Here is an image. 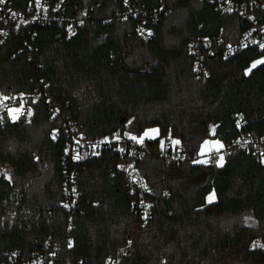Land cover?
Listing matches in <instances>:
<instances>
[{
  "label": "trees",
  "instance_id": "1",
  "mask_svg": "<svg viewBox=\"0 0 264 264\" xmlns=\"http://www.w3.org/2000/svg\"><path fill=\"white\" fill-rule=\"evenodd\" d=\"M169 2L172 12L147 41L135 32L137 17H115L119 0H98L92 18L71 36L44 25L34 36L27 29L12 33L0 47V92L40 90L44 96L17 119L0 123V161L15 168L0 178V264H20L9 261L8 250L26 259L37 248L48 254L52 248H41L44 243L60 245L55 264H108L128 240L124 264H264V246L251 247L256 238L264 243V160L236 149L221 164L192 161L210 137V123H218L214 137L224 143L237 136V111L248 129L264 134V63L248 71L261 52L249 47L230 57L208 55L209 76L199 79L189 41L219 32L224 41H235L244 23L203 0ZM145 64L150 72L141 70ZM45 98L81 120L91 138L115 131L138 136L157 125L160 136L171 132L180 139L183 163L163 160L160 136L137 161L150 187L149 222L131 206L117 169L120 157L104 150L77 165L84 212L74 214L68 231L69 215L59 205L64 138L51 135L58 122L50 120ZM211 191L216 200L208 202ZM95 197L103 203L94 205Z\"/></svg>",
  "mask_w": 264,
  "mask_h": 264
},
{
  "label": "built area",
  "instance_id": "2",
  "mask_svg": "<svg viewBox=\"0 0 264 264\" xmlns=\"http://www.w3.org/2000/svg\"><path fill=\"white\" fill-rule=\"evenodd\" d=\"M14 0H4L0 4V47L6 43L12 33H18L27 29L31 36L36 33L38 26L58 25L66 29L67 36L76 33L78 28L92 18L93 7L98 0H92V4L84 6V0H30L25 6L14 5ZM122 8L117 10L115 17L121 20L129 17H137L135 32L144 41L152 38L155 27L162 18L170 14L173 7L170 0H158L152 5L135 2L133 0H119ZM212 4L217 10L234 14L244 23L240 36L235 41H224L221 32L211 35H199L191 39L187 45L188 52L193 58L195 75L206 81L209 76V68L206 64L208 55L220 54L230 57L244 48H255L264 51V0H203ZM84 6V7H83ZM113 16L105 17V21L112 20ZM142 71H151L145 64ZM8 97L7 100H2ZM44 96L40 90L33 92H14L5 94L0 92V123L8 116V108L24 110L33 102L42 100ZM49 108L50 120L58 124L52 129L53 138L63 136V196L59 205L68 213V231L73 226V216L78 212H84L82 194L77 183V165L99 154L104 150H112L120 157L117 169L125 179L127 192L131 196V206L138 213L143 223L149 222L154 215L153 203L149 197L150 187L145 176L137 166V161L152 151L151 139H143L138 142V137L129 132L115 131L97 137H88L83 130L81 120L70 114H64L59 105L45 98ZM235 122L238 126V134L235 138L217 150L208 152L200 151L194 154L193 162L213 163L218 162L220 157L225 158L236 149H244L258 159L264 160V134L257 136L248 129L243 113H234ZM218 123L212 122L208 126L210 136H215ZM130 137H136V140ZM163 145L158 146V151L163 160L169 164H181L187 159L184 147L180 139L171 132L164 135ZM178 142V143H174ZM15 171L13 165L6 161H0V178H6ZM94 205H101L103 200L99 197L92 199ZM132 243L121 246L113 257H107L108 264H124V258L129 253ZM69 245L72 241L69 239ZM41 248H52L48 254L42 249L34 250L30 259H26L17 250H8L6 255L9 261L20 264H55L58 258L60 245L40 244ZM164 261V257L161 258ZM139 264V263H136ZM146 264H155L148 262Z\"/></svg>",
  "mask_w": 264,
  "mask_h": 264
},
{
  "label": "rangeland",
  "instance_id": "3",
  "mask_svg": "<svg viewBox=\"0 0 264 264\" xmlns=\"http://www.w3.org/2000/svg\"><path fill=\"white\" fill-rule=\"evenodd\" d=\"M260 51V50H259ZM261 53L251 61L250 63V66L248 67V71L249 69H253V65L255 64L256 66L264 63V51H260ZM14 108V107H12ZM14 109H18V108H14ZM21 111L19 113H16L14 114L15 118H13V116H10L9 113H8V117L12 120L14 119H17L20 114L23 112L22 109H20ZM145 133H147V135H145ZM160 136V130H159V127L157 125H152V126H149L147 127L142 134L136 136L138 137V139H140L141 137L143 139H155L157 137ZM163 138L164 136H160L159 138V141H158V146L160 145H163ZM142 139V140H143ZM207 142V143H206ZM218 142V143H217ZM224 146V142L222 141V139L218 138V137H214V136H210L208 138H206L202 144H201V147H200V152L201 153H204V152H208L210 151L211 149H221L222 147ZM223 161H224V158H223ZM223 161L221 162L220 161V158L218 159V162L219 164L223 163ZM207 198V201L208 202H212V201H215L216 200V195H215V192L214 191H211L207 194L206 196ZM264 246V243L263 241L260 239V238H256L254 239L252 242H251V247L252 248H263Z\"/></svg>",
  "mask_w": 264,
  "mask_h": 264
},
{
  "label": "snow or ice",
  "instance_id": "4",
  "mask_svg": "<svg viewBox=\"0 0 264 264\" xmlns=\"http://www.w3.org/2000/svg\"><path fill=\"white\" fill-rule=\"evenodd\" d=\"M4 3V0H0V4H3ZM261 47H264V44H261L260 45ZM253 68H255L256 67V65L254 64L253 66H252ZM249 71H251V69H249ZM7 99H9L8 97H3L2 98V100H7ZM2 100H0V102H2ZM8 110V113H9V115L10 116H13V118H15V116H14V114H16V113H19L21 110L20 109H14V108H8L7 109ZM28 114H30V112L28 113ZM145 135H147V133H145ZM131 139H133V140H136L137 138L136 137H130ZM142 137L138 140V142H142ZM174 143H178V142H174ZM207 143V142H206ZM218 143V142H217ZM220 161L222 162L223 161V157H220Z\"/></svg>",
  "mask_w": 264,
  "mask_h": 264
}]
</instances>
